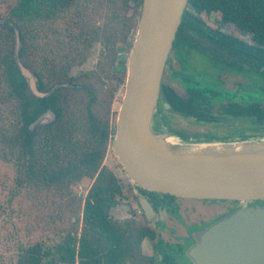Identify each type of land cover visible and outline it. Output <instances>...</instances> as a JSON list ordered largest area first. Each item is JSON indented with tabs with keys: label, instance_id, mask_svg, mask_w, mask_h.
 Listing matches in <instances>:
<instances>
[{
	"label": "trees",
	"instance_id": "obj_1",
	"mask_svg": "<svg viewBox=\"0 0 264 264\" xmlns=\"http://www.w3.org/2000/svg\"><path fill=\"white\" fill-rule=\"evenodd\" d=\"M143 1L16 0L0 16V159L14 166L16 189L53 190L75 201L73 186L93 180L81 199L77 225L72 217V230L53 247L40 241L21 244L15 264H160L143 251L145 240L162 245L145 216L143 223L136 216L115 219L112 212L122 199L139 204L136 191L157 209L184 198L136 184L125 190L122 178L105 164L127 77V56L119 47L133 46ZM97 44V65L73 73ZM195 49L213 62L207 75L215 80L191 83L185 95L163 80L160 105L169 103L173 113L223 126L224 140L264 134V100L220 99L217 90L240 59L257 71L248 82H237L238 89L264 95V0H190L167 65L186 70ZM18 59L47 96L33 93ZM48 114L51 121L40 123ZM175 133L187 141L191 136ZM206 136L205 141L218 138Z\"/></svg>",
	"mask_w": 264,
	"mask_h": 264
},
{
	"label": "water",
	"instance_id": "obj_2",
	"mask_svg": "<svg viewBox=\"0 0 264 264\" xmlns=\"http://www.w3.org/2000/svg\"><path fill=\"white\" fill-rule=\"evenodd\" d=\"M189 1H143L112 147L129 178L143 189L189 199L256 202L207 227L189 255L194 264H264V148L223 158L182 156L167 145L171 133L154 129L165 69ZM18 64L33 93L47 96L38 89L36 75L21 59ZM51 119L47 115L40 123ZM138 200L153 222L158 213L151 200L146 195Z\"/></svg>",
	"mask_w": 264,
	"mask_h": 264
},
{
	"label": "rangeland",
	"instance_id": "obj_3",
	"mask_svg": "<svg viewBox=\"0 0 264 264\" xmlns=\"http://www.w3.org/2000/svg\"><path fill=\"white\" fill-rule=\"evenodd\" d=\"M15 2L16 0H0V16L6 13L9 4H14ZM215 18L216 14L213 15L212 20H215ZM241 38H244V35ZM131 49L132 45H120L119 47L121 54L125 57L127 56V60H129ZM93 51L86 64L74 68L73 73H78L83 69H91L97 65L101 53L100 45H95ZM234 62V66L229 68L232 71L231 76L229 78L226 77L228 81L220 85V88L217 87L220 99L235 100L243 103L252 100H264L263 94L238 89L237 82H248L249 80L247 79L251 78L250 74L257 71L256 67L243 64L240 59ZM223 63L226 64V62ZM186 67V70L181 68L176 70L173 66L167 65L163 78L166 83H171L182 95L186 94V88L191 86V83L206 85L208 84L207 80L212 82L215 80V78L213 79V77L211 78V76L207 75L214 71L213 62L200 49L193 50ZM185 80L190 83H183L182 81ZM124 92L125 88L119 93L120 102H122ZM235 126L239 127V124ZM223 128V126L201 123L194 118L173 113L168 107L161 106L160 104L154 122V129L162 134H176L175 132L179 131L188 132L191 134V136L187 137L190 142L200 141L199 143H203L202 141L208 140L206 135L214 134L218 138L213 140L221 141L222 143L243 142L250 145V147L264 146V134L224 140L223 138L226 135ZM204 142L208 143V141ZM105 164L122 178L125 190L128 189L129 185L135 184L124 170L118 156L113 150L112 144L106 156ZM15 178L16 171L14 166L0 159V264H15L21 244L30 245L40 241L49 247H53L62 241L73 228L71 218H74L75 225H77V219L82 217L83 202L81 203V199L86 197L93 183V180L86 179L81 183L75 184L72 189L74 197L76 196L77 199L74 201L70 198H62L53 190L23 188L18 191L16 189ZM136 192L138 196L143 195L139 191ZM125 194L128 195V191ZM121 202L112 212L115 219L124 220L131 216H136L140 222L144 223V215L137 201L122 199ZM237 203L242 207L247 206L250 201H238ZM229 204L225 200L184 198L182 209L177 208L174 211L176 215H173L170 209L164 210L165 207H159V216L153 222H149L148 220L147 222L159 233L162 229L159 227L161 224L166 223V221L172 223L171 219H175V228L179 234V236L176 234L177 238H185L189 228L194 224L202 227L206 223L211 222L213 224L218 221V216L221 214L219 210H224L222 212H225L227 207L231 206ZM80 225L82 226V223ZM169 233L162 231L159 238H176ZM143 251L146 255H153L148 240H145L143 243ZM159 253L162 255V252ZM179 261L180 263L183 262L182 259Z\"/></svg>",
	"mask_w": 264,
	"mask_h": 264
},
{
	"label": "flooded vegetation",
	"instance_id": "obj_4",
	"mask_svg": "<svg viewBox=\"0 0 264 264\" xmlns=\"http://www.w3.org/2000/svg\"><path fill=\"white\" fill-rule=\"evenodd\" d=\"M182 201L183 200L178 199L175 202H170V204L167 203L164 210L173 209V211H175L177 208H180L181 210ZM255 203L256 202H250L247 205H251ZM229 205L231 206L227 207L225 212H222L224 210H219L221 211V214L218 216V219L225 217L226 215L230 214L231 212H233L234 210L240 207V205H238V203L236 204V202L233 204L230 203ZM155 209L157 210V213L159 216L160 211L156 208V206H155ZM173 215H176V214L173 213ZM171 220H172V223H168L166 221L167 224L164 222V224H161L159 227L160 229L162 228L161 230L163 232H170L169 234H171L172 236L174 235L176 238H160L162 245H160L159 247H157L152 241L148 240L152 248V252H153L152 256H154L155 259L160 264H170V263L172 264H194L193 260L191 259L189 255V250L193 245H195L200 240L201 233L207 227H209L208 225H210L211 222L206 223L202 227L198 226L197 224H194L193 226L189 228L188 233L185 235V238H177L179 234L177 233V230L175 228L176 221L175 219H171ZM161 230L159 231V235L162 232ZM163 249L165 250L163 252L164 254L162 253V255H160L159 251L161 250L163 251ZM180 259L183 260L182 263H180L179 261ZM169 260H171V262H169Z\"/></svg>",
	"mask_w": 264,
	"mask_h": 264
},
{
	"label": "bare ground",
	"instance_id": "obj_5",
	"mask_svg": "<svg viewBox=\"0 0 264 264\" xmlns=\"http://www.w3.org/2000/svg\"><path fill=\"white\" fill-rule=\"evenodd\" d=\"M167 145L173 149L177 155L197 157V158H223L240 155H251L255 150L247 143L225 144L222 142L187 141L175 134L167 138ZM264 148V146H262ZM259 151H256L258 153Z\"/></svg>",
	"mask_w": 264,
	"mask_h": 264
}]
</instances>
